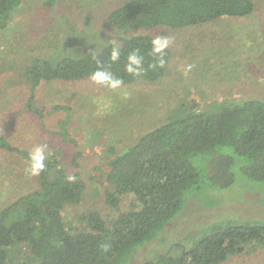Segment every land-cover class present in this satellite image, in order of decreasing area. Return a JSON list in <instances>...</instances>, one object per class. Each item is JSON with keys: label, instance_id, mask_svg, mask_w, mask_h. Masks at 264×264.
<instances>
[{"label": "rangeland", "instance_id": "374dc122", "mask_svg": "<svg viewBox=\"0 0 264 264\" xmlns=\"http://www.w3.org/2000/svg\"><path fill=\"white\" fill-rule=\"evenodd\" d=\"M123 1L21 0L0 30V136L29 152L35 144L47 143L49 158L56 159L67 174H80L85 182L83 199L63 211L72 230L84 229L90 211L110 227L119 215L135 209L131 195L121 197L117 207L107 203L111 188L106 175L109 161L141 136L191 112H215L230 102L264 101V0H251L254 10L245 17L125 33L152 38L165 34L173 39L165 75L157 82L124 85L118 91L90 80L42 82L34 91L42 118L29 113L30 84L22 76L27 62L31 58L56 62L99 51L120 36L107 19ZM124 92L129 93L127 99ZM63 126L74 143L63 138ZM75 152L79 155L73 160ZM222 152L232 154L229 148ZM193 164L200 173L197 187L182 193L173 219L135 248L128 264L154 261L175 243L190 248L228 225L264 224V183L245 177L234 163L233 183L218 189L212 185L209 157L196 156ZM26 167L18 156L0 150V209L38 188L37 176L27 175ZM28 257L23 245L8 252L13 263ZM221 264H264V249L230 256Z\"/></svg>", "mask_w": 264, "mask_h": 264}, {"label": "trees", "instance_id": "16d2710c", "mask_svg": "<svg viewBox=\"0 0 264 264\" xmlns=\"http://www.w3.org/2000/svg\"><path fill=\"white\" fill-rule=\"evenodd\" d=\"M21 0H0V30H3ZM254 10L251 0H124L110 12L107 23L120 32L113 42L97 52L79 57H62L56 62L31 58L22 70L30 84L26 109L42 118L35 106V89L42 82L90 80L103 66L124 80V85L154 83L166 72L148 69L152 37L125 35L158 26L172 29L195 26L222 17H245ZM120 49V60H109L112 47ZM139 49L145 56L142 78L124 72L127 55ZM57 108V107H55ZM68 122V118L63 124ZM62 135L68 133L63 126ZM232 154H223L222 149ZM0 150L28 162L29 151L13 146L0 136ZM79 155L75 152L73 160ZM199 155L209 157L212 185L228 188L234 181L232 166L237 163L247 178L264 183V101L224 103L214 112L195 111L160 125L124 153L109 161L106 182L111 190L107 203L117 207L121 197L131 195L135 209L119 215L111 226H104L96 212L84 217L83 230L67 226L63 211L81 203L85 182L75 171L67 174L56 159L49 158L46 170L37 176L38 188L0 209V264H128V255L149 242L168 224L182 204V193L197 187L200 173L193 164ZM75 177L69 181L68 177ZM23 245L29 259L10 262L11 248ZM264 249V224L228 225L201 237L192 247L175 243L154 261L142 264H221L230 256Z\"/></svg>", "mask_w": 264, "mask_h": 264}, {"label": "clouds", "instance_id": "9594fccd", "mask_svg": "<svg viewBox=\"0 0 264 264\" xmlns=\"http://www.w3.org/2000/svg\"><path fill=\"white\" fill-rule=\"evenodd\" d=\"M173 44V39L168 35L157 34L152 40L148 55L153 62L148 64V69H162L166 65V54L169 47ZM121 52L117 45L112 47L109 60L116 63L120 60ZM145 56L140 53L139 49L131 51L126 58L124 72L133 78H142L148 69L145 68ZM188 70H191L189 66ZM90 81L102 88L111 91H118L124 87V80L103 66H99L89 77ZM129 93L124 92L123 96L127 99ZM49 146L47 143L35 144L28 154V162L25 172L29 176H39L46 170L49 159ZM69 181H74L75 177L69 176Z\"/></svg>", "mask_w": 264, "mask_h": 264}]
</instances>
